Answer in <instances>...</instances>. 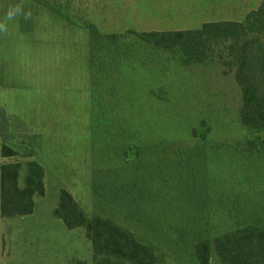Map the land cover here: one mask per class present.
<instances>
[{
  "label": "rangeland",
  "instance_id": "374dc122",
  "mask_svg": "<svg viewBox=\"0 0 264 264\" xmlns=\"http://www.w3.org/2000/svg\"><path fill=\"white\" fill-rule=\"evenodd\" d=\"M261 1L0 0V19L10 5L31 13L0 33V165L20 162V183L28 161L44 173L31 214H0V264H94L85 227L67 229L52 214L60 189L90 220L111 221L151 245L155 264H199L200 234L212 241L264 223V155L248 149L264 131L240 121L228 43L190 66L135 45L139 33L244 22ZM90 27L116 35L123 56L116 79L97 92ZM3 145L17 155L2 157ZM115 168L126 189L137 180L145 193L130 207L109 204L92 187L93 172ZM208 264H224L212 242Z\"/></svg>",
  "mask_w": 264,
  "mask_h": 264
},
{
  "label": "trees",
  "instance_id": "16d2710c",
  "mask_svg": "<svg viewBox=\"0 0 264 264\" xmlns=\"http://www.w3.org/2000/svg\"><path fill=\"white\" fill-rule=\"evenodd\" d=\"M41 2V0H37ZM228 43L227 50L234 64V77L242 92L239 117L242 125L253 133L264 131V0L245 18L244 22L219 21L203 24L199 29L139 33L135 45L154 51L170 52L180 66L209 62L213 46ZM121 45L114 34H101L90 27V70L92 91L109 84L118 76L122 56ZM116 85V84H115ZM101 93V92H100ZM102 95V93H101ZM201 138H206V130ZM250 151L264 155V139L248 142ZM2 157L17 155L8 146L1 148ZM138 168V167H137ZM22 165L9 162L0 165V214L5 218L23 217L35 209V196H44L43 169L36 161L25 165L22 183L19 182ZM123 170V169H122ZM136 170V169H135ZM137 171V170H136ZM127 172L128 168H127ZM123 171L96 170L92 187L109 204L130 207L140 201L144 191L137 180L128 189ZM127 173V175H128ZM132 176V170L130 169ZM130 176V177H131ZM138 199V200H137ZM140 204V203H139ZM53 216L61 219L67 229L85 227L92 241L94 264H155L156 254L149 244L111 221L94 217L91 220L65 189H60ZM200 234L193 248L199 264H208L211 242L224 264H264V223L260 219L234 230L224 231L212 241Z\"/></svg>",
  "mask_w": 264,
  "mask_h": 264
},
{
  "label": "clouds",
  "instance_id": "9594fccd",
  "mask_svg": "<svg viewBox=\"0 0 264 264\" xmlns=\"http://www.w3.org/2000/svg\"><path fill=\"white\" fill-rule=\"evenodd\" d=\"M21 14H23L26 19L31 15L30 12H25L18 5H10L5 11L3 18L0 19V33H6L8 31L7 22L15 21Z\"/></svg>",
  "mask_w": 264,
  "mask_h": 264
}]
</instances>
